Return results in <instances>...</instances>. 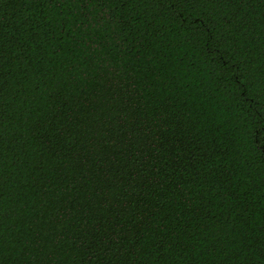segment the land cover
<instances>
[{"label": "trees", "instance_id": "trees-1", "mask_svg": "<svg viewBox=\"0 0 264 264\" xmlns=\"http://www.w3.org/2000/svg\"><path fill=\"white\" fill-rule=\"evenodd\" d=\"M0 264H264V0H0Z\"/></svg>", "mask_w": 264, "mask_h": 264}, {"label": "snow or ice", "instance_id": "snow-or-ice-1", "mask_svg": "<svg viewBox=\"0 0 264 264\" xmlns=\"http://www.w3.org/2000/svg\"><path fill=\"white\" fill-rule=\"evenodd\" d=\"M49 2H52V0H49ZM185 2H187V0H185Z\"/></svg>", "mask_w": 264, "mask_h": 264}]
</instances>
